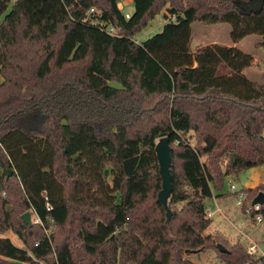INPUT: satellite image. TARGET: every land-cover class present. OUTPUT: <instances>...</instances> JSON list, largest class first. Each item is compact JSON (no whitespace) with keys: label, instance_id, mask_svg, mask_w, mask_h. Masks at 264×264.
I'll return each mask as SVG.
<instances>
[{"label":"trees","instance_id":"obj_1","mask_svg":"<svg viewBox=\"0 0 264 264\" xmlns=\"http://www.w3.org/2000/svg\"><path fill=\"white\" fill-rule=\"evenodd\" d=\"M132 1L128 20L121 0H0V95L16 83L9 52L42 44L25 96H0V194L40 223L14 217L0 196V264H196L186 252L207 249L226 264H264L241 244L221 253L226 244L205 234V201L226 178L264 167V75L261 83L245 76L255 61L237 47L191 49L196 22L229 24L235 44L260 36L264 49V8L254 13L251 0H208L205 12L172 7L162 32L139 43L160 0ZM162 138L172 149L170 221L158 201ZM260 192L264 185L240 191L244 210ZM9 231L23 247L3 236Z\"/></svg>","mask_w":264,"mask_h":264},{"label":"rangeland","instance_id":"obj_2","mask_svg":"<svg viewBox=\"0 0 264 264\" xmlns=\"http://www.w3.org/2000/svg\"><path fill=\"white\" fill-rule=\"evenodd\" d=\"M15 2L16 0H12ZM121 3L123 5L124 12L133 13L134 11V5L132 0H121ZM208 4V6H212L213 2L208 0H160L157 5L155 6L153 10V18H151L147 25L142 28L138 33L135 34L134 40L137 42H144L151 37H153L156 34H159L162 32L164 25L166 22V16L170 15V8L175 7L178 9H185L189 7L190 5H196L201 8V12L207 11V8L205 7ZM98 12L99 9L97 8ZM2 22V19L0 20ZM230 33H231V26L229 24H218V25H205L200 22H196L192 25V40H191V46L195 47L196 42L199 40H218L220 41L219 46H227L230 45L231 39H230ZM260 36H249L247 37L239 46L238 49L242 51L243 53L250 55L255 59L259 60L258 65L254 64L250 69L245 71V76L254 82L261 83L262 78L264 75V49L263 48H256L257 42L260 40ZM61 39V35H58L57 37L53 38L52 43L54 45L58 46L59 40ZM213 40V41H214ZM262 41V39H261ZM35 47H29L28 42H22V45L18 49H13L9 52L8 57L9 60H12V70H8V77H10L13 82L16 81V83H11L6 86V89L4 90L5 93L1 94V97H9V98H22L21 96H25V91L22 86L26 85L27 83L23 81V78H26V75L29 73V60L34 59L36 56V52H40L42 55V44L41 45H34ZM201 47V46H200ZM17 72V73H16ZM17 77V79H16ZM3 82V79H0V83ZM43 117L41 113L37 115L35 118V122H38L39 119ZM41 121V119H40ZM34 127H38V124H36ZM157 144L159 143V140L156 141ZM193 145H195V140L192 139L191 142ZM204 160V159H203ZM176 165L178 163L176 162ZM245 179L246 175L244 173H241L239 176V179L236 178H226L224 183L223 192L227 193L230 192L231 182L236 186L237 191H240L245 187ZM109 184L112 185V179L110 178L108 180ZM222 192V193H223ZM2 198L7 200L9 202L8 205H6L5 210L12 211L14 217L16 218H22L24 212L22 208L19 205V201L15 197H10L6 193L0 194ZM156 194L151 196L150 200L151 202H154L156 199ZM182 205L179 204L178 208ZM151 209H154V207H151ZM206 209L207 210H215L214 202L212 199L206 200ZM237 210H240L239 208ZM23 212V213H22ZM219 215H216L214 218V221L217 222L219 220ZM37 218L32 215V223H36ZM221 226L226 225L228 227V224L223 220H220ZM225 227V226H223ZM54 227L49 229L50 231H54ZM253 231V230H252ZM255 231V230H254ZM211 233V229L209 228L205 234ZM212 238L215 240V242H224L226 244L227 250L231 248L230 243L225 241L222 237L212 235ZM257 238H255L256 243H258L261 250L264 251V233L258 230L256 232ZM6 238H10L12 242L19 246L23 247V243L18 239V237L11 231L6 232L4 235ZM221 244V243H219ZM239 244V243H237ZM244 249L245 253L250 255L247 251V246L241 245ZM252 259H259L262 258L261 253H258L256 255H250ZM192 262L196 264H226L222 261L223 258L219 256L216 250L214 249H207L204 252L193 254L190 258ZM36 264H44L43 262L36 261Z\"/></svg>","mask_w":264,"mask_h":264},{"label":"crops","instance_id":"obj_3","mask_svg":"<svg viewBox=\"0 0 264 264\" xmlns=\"http://www.w3.org/2000/svg\"><path fill=\"white\" fill-rule=\"evenodd\" d=\"M231 39V38H230ZM246 39V38H245ZM244 39V40H245ZM214 40V39H213ZM199 40L196 42L195 47L191 46L193 52H195L198 48L209 46V45H220V41L218 40ZM242 40L240 43H233L231 40L230 45L226 47H237L244 41ZM261 43V38L256 44V48L259 47ZM259 60L255 59L254 64L258 65ZM246 175L245 179V190H254L264 185V167L253 168L244 173ZM232 178V177H230ZM233 179V178H232ZM242 189V190H243ZM241 191V190H240ZM237 194L232 191H228L227 193L214 194L211 198L214 202L215 210H207L206 209V201H205V209L207 215H211V229L212 235L222 237L225 241L234 244H241L247 246L251 241H255L257 238L256 232L260 230L264 233V229L254 224L252 219L246 214L244 208L237 205ZM240 210H237V209ZM216 215H219V220L217 222L214 221ZM221 221H225L228 224L221 226ZM253 230V231H252ZM255 230V231H254ZM256 242V241H255Z\"/></svg>","mask_w":264,"mask_h":264},{"label":"water","instance_id":"obj_4","mask_svg":"<svg viewBox=\"0 0 264 264\" xmlns=\"http://www.w3.org/2000/svg\"><path fill=\"white\" fill-rule=\"evenodd\" d=\"M251 5L253 6V12L259 13L264 8V0H251ZM171 146L168 138H162L159 140V143L156 145V154L160 167V175L162 178V190L158 195V201L164 206L167 211V218L170 221L172 218V212L169 208V200L172 195L173 186H172V174H171V166H172V154H171ZM233 160L235 161V156L232 155ZM13 171H10L9 176H11ZM253 205H264V193L260 192L257 197L252 202ZM22 220L28 226H33L32 223V214L31 212H26L22 216ZM217 248L223 254H228L229 251L222 244H218ZM198 251L189 252L186 254H196Z\"/></svg>","mask_w":264,"mask_h":264},{"label":"built area","instance_id":"obj_5","mask_svg":"<svg viewBox=\"0 0 264 264\" xmlns=\"http://www.w3.org/2000/svg\"><path fill=\"white\" fill-rule=\"evenodd\" d=\"M118 8L120 11H122L125 14L126 19L129 20L131 18L132 14L129 12H124L123 5L121 2L118 4ZM94 12L95 10L92 9L91 13H94ZM169 20H171L172 22H176V17L170 16ZM106 32L111 36L121 37V31L112 26L107 27ZM230 190L234 192L235 194H237V198H236L237 205L243 208L246 202V195L240 193V191H237V188L233 184V182H231ZM245 211H246V214L252 219L255 225L262 227L264 229V215L262 214V205H259V204L253 205L251 203L246 204ZM210 217L211 215H207V218L210 219ZM36 223H40V220L37 219ZM247 251L250 255H256L258 253H261V256L264 257V251L260 249L258 243H256L255 241H251L247 245Z\"/></svg>","mask_w":264,"mask_h":264}]
</instances>
